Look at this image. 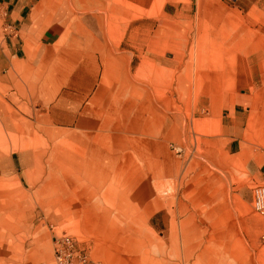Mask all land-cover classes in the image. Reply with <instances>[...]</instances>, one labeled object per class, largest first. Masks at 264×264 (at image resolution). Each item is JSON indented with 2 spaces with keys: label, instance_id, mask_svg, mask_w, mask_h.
Returning <instances> with one entry per match:
<instances>
[{
  "label": "rangeland",
  "instance_id": "374dc122",
  "mask_svg": "<svg viewBox=\"0 0 264 264\" xmlns=\"http://www.w3.org/2000/svg\"><path fill=\"white\" fill-rule=\"evenodd\" d=\"M72 1L79 16L88 14L97 21L99 9L106 11L114 4L116 15L108 18V36L115 43L127 41L130 35V66L136 71L133 79L138 84V90L131 88L130 92L129 139L149 144L155 151L159 138L158 160L154 166L153 157H148V168H177L174 176L162 169L161 182L155 183V189L152 185V196L162 201L163 212H173L171 224L169 220L158 221L159 212L153 221H143L145 224L115 221L104 213L100 216L103 226L115 230L118 225L128 228L130 234L144 231L154 240L148 252L158 264H264V213L252 206L254 189L264 185V44L243 43L256 40L264 31L242 30L244 19L221 0ZM60 4L61 0H53V5ZM91 18L83 20L88 27L95 24ZM98 30L105 35V27L98 25ZM198 32L213 43V48L207 47L204 59L188 70L192 82L178 87V73L194 66L189 53L192 44L183 57L185 65L180 67L176 62L168 64L176 60V53L164 42L193 41ZM118 50L119 45L114 48ZM106 57L103 63L108 62ZM151 97L158 99L159 106L140 110L138 106ZM144 110L147 119L138 116ZM152 112L159 116L156 123L150 121ZM4 120L13 122L23 140L0 141L3 168H9L6 158L16 148L23 153V173L0 174V264H59L54 245L62 236L73 240L76 251L86 256V264H143L142 260L149 264L146 253L119 250L122 242L102 234L82 213V198L75 195L80 189L72 188L68 179L65 183L71 189H62L63 205L60 202L59 208H49L47 204L58 199L55 172L59 167L82 175L90 194L101 192L104 200L117 203L106 170H97L85 156L61 159L59 152L71 145L55 140L56 129L42 125V121L32 122L11 108ZM42 144L47 148L46 173L43 191H35L30 181L35 180V160L40 158L26 152L41 150ZM136 155L134 171L138 177L143 170L139 157L143 155ZM122 162L119 158L117 163ZM152 175L155 173L146 171L147 180ZM76 256L74 262L79 264Z\"/></svg>",
  "mask_w": 264,
  "mask_h": 264
},
{
  "label": "crops",
  "instance_id": "0c3cea01",
  "mask_svg": "<svg viewBox=\"0 0 264 264\" xmlns=\"http://www.w3.org/2000/svg\"><path fill=\"white\" fill-rule=\"evenodd\" d=\"M146 1L150 0H143ZM221 1L229 3L231 9L244 19L242 30L253 28L264 31V0ZM61 3L53 5V0H0V141L13 143L16 140H23L22 133L13 122L4 120L10 108L32 122L39 120L42 121V125L56 129L55 140H63L71 145L70 149L59 152L60 158L65 159L67 155L74 158L85 156L94 168L106 170L110 179L109 189H113L114 200L118 202L114 203L112 199L111 202L104 200L101 192L96 196L90 194L86 189L87 181L82 175L68 167H59L55 172L59 195L57 200L47 201L49 208L56 206L59 208L60 202L63 205L65 193L62 189H71L65 183L68 179L72 183V188L80 189V194L75 195L82 198V213L86 214L90 221L95 222L102 234L111 236L113 241L122 242L123 248L119 250L146 253L149 256L147 258L149 264H158L148 252L153 246L152 237L140 230L130 234L128 228L121 229L118 225L115 230H109L100 220V216L105 213L115 221L125 220L128 223L139 221L145 224L146 221H153L157 212L161 213L158 221L169 220L171 224L175 220L173 212L171 210L169 213L163 212L165 206H162V201L152 196V185L155 189V183L161 182L162 169L169 171L170 176H174L177 168H151L158 160L160 139L158 138L153 151L149 144L132 142L129 139L131 135L126 129L129 123L131 88L138 90V84L133 79L136 71L132 72L130 66L131 52L128 43L130 35L125 42L122 39L113 43L109 39L108 18L116 15L113 3L106 7V11L99 9L100 15L95 16L98 21L88 14L79 16V11L72 0H61ZM164 14L163 17H167ZM85 18L93 19L94 26H86L83 21ZM98 25L105 27V35L98 30ZM199 31L205 33L203 28H199ZM200 34L198 32L193 41L164 42L167 49L176 53V60L168 61V64L178 63L180 67L185 65L183 57L188 54V45L192 44L189 53L194 66L187 64L188 68H182L178 73L176 79L178 87L192 82L188 70L196 68L199 63L197 61L204 59V52L208 48H213L210 47L213 43L209 42V39L204 40ZM243 43L264 44V34L257 36L256 40ZM117 45L119 50L114 51ZM123 49L125 51L120 52ZM159 55L160 53L153 55V58ZM105 57L107 63L102 61ZM216 74L224 75L222 72ZM157 102H159L157 98L151 97L138 107L140 110L156 108L159 106ZM146 115V110L138 112L139 117L147 119ZM157 119L159 116L152 112L150 121L156 123ZM42 146L41 150L35 148L33 152H26L40 158L35 160V180L30 181L33 183L30 187L35 191L42 190L46 173L47 148L43 144ZM29 148L30 146L27 147ZM139 152L143 155L139 157L142 159V163H139L143 170L140 176L136 177L138 173L134 171L135 157ZM22 155L23 153L16 148L9 152V157L6 158L9 168H3L5 156L0 153V174L16 172L18 176V172L23 173L20 168ZM148 157H153L154 161L148 160L149 163L153 162L150 168L147 166ZM119 158L123 159L122 165L117 163ZM146 171L155 173L149 178L150 181L153 180L152 184L146 179ZM124 173L132 175L125 176ZM130 193L133 194L132 197ZM119 195L123 197L120 202ZM96 205L100 206L99 209L95 208ZM144 227L146 228L145 225ZM144 236L150 242L146 241ZM141 240L144 243H141ZM170 251L174 252L171 247ZM142 263L145 264L143 260Z\"/></svg>",
  "mask_w": 264,
  "mask_h": 264
},
{
  "label": "built area",
  "instance_id": "2783aa9c",
  "mask_svg": "<svg viewBox=\"0 0 264 264\" xmlns=\"http://www.w3.org/2000/svg\"><path fill=\"white\" fill-rule=\"evenodd\" d=\"M252 206L256 212L264 213V185L257 186L254 189ZM54 252L59 264H75L74 259L76 254V259L79 264L87 263L86 256L76 251L74 242L69 236H62L56 239Z\"/></svg>",
  "mask_w": 264,
  "mask_h": 264
}]
</instances>
